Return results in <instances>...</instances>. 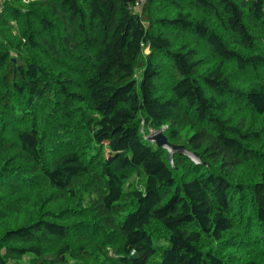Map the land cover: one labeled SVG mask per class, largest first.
I'll return each mask as SVG.
<instances>
[{"label": "trees", "instance_id": "1", "mask_svg": "<svg viewBox=\"0 0 264 264\" xmlns=\"http://www.w3.org/2000/svg\"><path fill=\"white\" fill-rule=\"evenodd\" d=\"M0 264H264V0L2 1Z\"/></svg>", "mask_w": 264, "mask_h": 264}, {"label": "water", "instance_id": "2", "mask_svg": "<svg viewBox=\"0 0 264 264\" xmlns=\"http://www.w3.org/2000/svg\"><path fill=\"white\" fill-rule=\"evenodd\" d=\"M149 139L152 143H154L157 146V148L167 153V161L171 166L173 165L174 155H182L187 157L194 164L197 165L201 164L199 156L196 153L191 152L189 149H186L184 146L170 144L167 141V138L164 136L162 131L154 132L153 134L150 135ZM130 258L132 260L136 258L135 251L130 252Z\"/></svg>", "mask_w": 264, "mask_h": 264}, {"label": "rangeland", "instance_id": "3", "mask_svg": "<svg viewBox=\"0 0 264 264\" xmlns=\"http://www.w3.org/2000/svg\"><path fill=\"white\" fill-rule=\"evenodd\" d=\"M164 130V128L162 129V131ZM131 184L136 186L137 188H140V181L136 178V177H133V179L131 180Z\"/></svg>", "mask_w": 264, "mask_h": 264}, {"label": "built area", "instance_id": "4", "mask_svg": "<svg viewBox=\"0 0 264 264\" xmlns=\"http://www.w3.org/2000/svg\"><path fill=\"white\" fill-rule=\"evenodd\" d=\"M139 7V3L136 5V8H138Z\"/></svg>", "mask_w": 264, "mask_h": 264}, {"label": "crops", "instance_id": "5", "mask_svg": "<svg viewBox=\"0 0 264 264\" xmlns=\"http://www.w3.org/2000/svg\"><path fill=\"white\" fill-rule=\"evenodd\" d=\"M2 1H4V0H0V4L2 3Z\"/></svg>", "mask_w": 264, "mask_h": 264}]
</instances>
